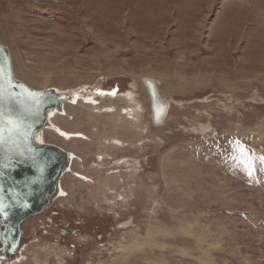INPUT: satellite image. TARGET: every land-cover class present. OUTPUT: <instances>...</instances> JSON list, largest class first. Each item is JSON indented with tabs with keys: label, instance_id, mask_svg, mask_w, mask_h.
Here are the masks:
<instances>
[{
	"label": "rangeland",
	"instance_id": "1",
	"mask_svg": "<svg viewBox=\"0 0 264 264\" xmlns=\"http://www.w3.org/2000/svg\"><path fill=\"white\" fill-rule=\"evenodd\" d=\"M0 43L70 95L36 136L68 168L0 264H264V170L232 159L264 156V0H0Z\"/></svg>",
	"mask_w": 264,
	"mask_h": 264
},
{
	"label": "water",
	"instance_id": "2",
	"mask_svg": "<svg viewBox=\"0 0 264 264\" xmlns=\"http://www.w3.org/2000/svg\"><path fill=\"white\" fill-rule=\"evenodd\" d=\"M143 82L151 101L153 122L159 124L167 106L160 102L156 85L149 79ZM29 93L36 96L30 97ZM69 98L54 89H31L14 79L9 50L0 43V113L22 120L19 131L0 133L1 260H9L17 251L21 224L50 203L67 169L68 156L63 150L37 143L35 138L49 125L48 112L60 111L61 103Z\"/></svg>",
	"mask_w": 264,
	"mask_h": 264
},
{
	"label": "snow or ice",
	"instance_id": "3",
	"mask_svg": "<svg viewBox=\"0 0 264 264\" xmlns=\"http://www.w3.org/2000/svg\"><path fill=\"white\" fill-rule=\"evenodd\" d=\"M28 95L30 97L36 96L34 93H29ZM36 103L38 104L40 101L37 100ZM0 124L5 125V127H0V133H3L5 130L12 133L21 129L22 120L13 118L11 115L5 113H0ZM234 151L237 154L233 155L232 159L238 160L244 166L248 176L251 177L257 171V163L261 166L260 170H264V156H255L251 150L239 141L235 142Z\"/></svg>",
	"mask_w": 264,
	"mask_h": 264
},
{
	"label": "bare ground",
	"instance_id": "4",
	"mask_svg": "<svg viewBox=\"0 0 264 264\" xmlns=\"http://www.w3.org/2000/svg\"><path fill=\"white\" fill-rule=\"evenodd\" d=\"M150 81H152V80H150ZM154 84H155V82L154 81H152ZM30 88V87H29ZM157 88V87H156ZM70 96V95H69ZM159 96V95H158ZM70 100V98L68 99V101ZM159 100H160V97H159ZM63 102H67V101H63ZM62 102V103H63ZM160 102H161V100H160ZM62 103H61V110L60 111H57L56 109L55 110H53V111H50V112H48V115L47 116H49V114L51 113V112H54V111H56V112H62ZM163 103V102H162ZM164 104V103H163ZM150 108H151V101H150ZM48 124H49V118H48ZM46 127H49V128H51L52 130H57L54 126H52L51 124H49L48 126H46ZM45 127V128H46ZM59 132V131H58ZM38 135V134H37ZM36 135V136H37ZM62 135H63V133H62ZM65 136V135H64ZM35 139H37V138H35ZM36 142L37 143H40L39 141H38V139L36 140ZM41 144V143H40ZM68 156V161L70 162V156L69 155H67ZM69 165V164H68ZM67 168H68V166H67ZM67 170V169H66ZM65 170V171H66ZM64 171V172H65ZM131 249V248H130ZM129 251V250H128ZM132 251V250H131Z\"/></svg>",
	"mask_w": 264,
	"mask_h": 264
},
{
	"label": "flooded vegetation",
	"instance_id": "5",
	"mask_svg": "<svg viewBox=\"0 0 264 264\" xmlns=\"http://www.w3.org/2000/svg\"><path fill=\"white\" fill-rule=\"evenodd\" d=\"M0 248H1V246H0ZM1 261V260H0ZM2 262V261H1Z\"/></svg>",
	"mask_w": 264,
	"mask_h": 264
}]
</instances>
